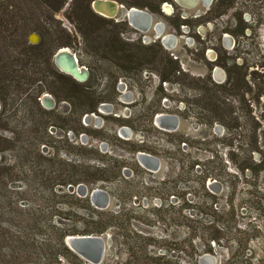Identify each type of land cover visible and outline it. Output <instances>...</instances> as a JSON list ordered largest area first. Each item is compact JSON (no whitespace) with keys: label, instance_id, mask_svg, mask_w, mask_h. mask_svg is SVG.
I'll use <instances>...</instances> for the list:
<instances>
[{"label":"trees","instance_id":"obj_1","mask_svg":"<svg viewBox=\"0 0 264 264\" xmlns=\"http://www.w3.org/2000/svg\"><path fill=\"white\" fill-rule=\"evenodd\" d=\"M92 2L93 0H72L65 11L66 18L76 28L85 51L90 56L98 53L103 46L112 54L120 56L126 66L114 69L94 60L90 76L92 79L88 84H82L60 72L53 62L57 49L74 47L71 34L61 26V21L55 19L68 2L0 0V264H62L63 261L69 264H87L66 245V238L75 235H102L111 229L119 232L125 254L124 259L116 264H166L173 252H187L188 249L185 250L184 246H191L189 256L198 264V257L202 254L214 256L211 242L220 245V241L227 238V232L232 231L229 224L223 231L214 229L202 237L207 248L203 253L197 252L192 241L181 244L178 240H169V236L156 238L140 233L131 227V221L137 220L149 226L181 225L182 212L187 209V205L191 206L184 199L186 193H181L171 179L159 181L155 186L126 180L122 176V169L128 164L125 159L114 158L112 164L104 163L100 166L99 159L95 157L83 159L77 153H72V150H78L76 146L61 149L51 143L54 139V135L49 131L51 126L65 133L73 131L78 137L81 133L78 126L84 130L81 126L82 116L97 112L101 103L113 101L112 96H103L94 89L95 76L104 78L114 73L116 79L113 88L122 74L135 70L141 77L139 50L151 52L156 49L124 42L120 34L128 30V23H113L99 17L93 10ZM123 3L128 7L159 11L158 0H123ZM236 3L237 0H217L206 16L208 21H215L227 15L235 8ZM173 19L175 18H168L178 29L181 23H187L179 18ZM33 32L41 37L38 44H31L28 40V34ZM156 46L168 56L167 59L158 53L144 54L153 64L151 72H155L161 79L159 91L163 93L162 97H165L168 94L162 84L178 83L183 72L177 60L167 55L160 44ZM129 47H136L138 50L131 51ZM222 52L219 51L217 64L226 70L227 80L224 84H217L209 75L207 80L199 81L200 93L196 103L198 120L208 127H213L218 122L225 124L228 118H235L237 128L241 127L242 121L247 123L245 135L248 139L249 155L243 159L231 156L227 163L222 165L218 156L210 152V158L204 161L196 158L194 152H209L198 146L199 143L207 142L190 140L180 134L165 135L175 137L169 141L172 151L168 150L166 154L174 156L169 157L178 164L180 176L185 179H200L199 188L193 189V192L199 195L203 191L205 198L211 199L212 206L219 207L220 202L224 201L221 209L213 208V211L224 219L235 218L237 209L247 204L246 194L258 190L260 177H264V151L259 148L257 137L261 125L253 116L250 103L245 99V92H251L252 89L246 81V73L241 71L244 68L230 66L227 59L223 60ZM46 93L54 97L57 108L47 110L42 106L40 99ZM65 101L72 107L70 117H65L59 111L60 105ZM236 104L244 105L245 117L236 115ZM158 107L162 109L161 98L158 100ZM148 113L152 119V107L148 109ZM262 116L264 118V114ZM122 122L123 125L129 123L126 120ZM117 140L128 145L129 148H119L130 154L137 151L152 154L156 152V147L153 146L131 144L120 138ZM44 146L52 147V151L45 154ZM185 147H188V150H185ZM80 149L91 155H101L95 147L82 146ZM255 151L260 154L261 161L254 159L252 153ZM62 153L74 155L77 160L65 159ZM87 159H91L94 164L89 163ZM247 171L251 172L250 177H247ZM208 180L219 182L225 197L223 194L213 193L207 186ZM100 182L119 186L124 183L130 185L127 192L131 203L137 192L138 198L144 195L150 200L160 198L161 205L144 208L139 204L138 209L143 211L140 216L132 214L135 209L128 210L127 213L124 209L116 214L98 210L89 198H81L67 191L69 185L77 186L83 183L94 186ZM174 194H182L184 204L174 205L170 198ZM32 198L39 204L27 205L26 202ZM69 201L82 202L87 207L73 209ZM77 221L82 224L79 228ZM188 236L192 240L196 239L190 232ZM236 242L239 255L244 257L247 242L242 239H237ZM160 250L166 253L159 255L157 252ZM226 264L239 263L229 257Z\"/></svg>","mask_w":264,"mask_h":264},{"label":"rangeland","instance_id":"obj_2","mask_svg":"<svg viewBox=\"0 0 264 264\" xmlns=\"http://www.w3.org/2000/svg\"><path fill=\"white\" fill-rule=\"evenodd\" d=\"M66 1L68 2L67 5L55 16V19L61 21V26L71 34L74 47L69 48H72L73 53L77 56L79 65L88 69L92 74L91 69H93L94 60H97L100 64L106 65L122 62L120 56L112 54L107 51V49H104L103 46H101L98 53L93 56H90L85 51L81 36L77 33L74 25L65 16V11L72 0ZM119 3L120 5L124 4L123 0H119ZM173 8L175 15L179 12L181 15V13L183 14L186 11L175 3L173 4ZM199 8L204 11L201 6H199ZM93 10L97 13L96 9L93 8ZM187 13L190 19L189 27L182 26L180 31H177L172 24L170 25V20L167 19L171 14L170 11L167 10L166 14L161 11L160 15L158 14L156 16L158 20L165 23L166 34L171 33L177 36L178 43L176 47L170 51V55L178 57L180 64L184 68V73L180 77L181 80H179L177 84L174 83L165 86V91H167L171 97L163 99L162 102V106L170 109L168 114L177 115L180 118V128L175 134L184 135L190 140L207 142V144L199 143L198 146L204 147L209 152H194V156L200 160L205 161L206 159H209L210 152H213L218 156V160L222 162L223 165L227 163V160L231 156L236 157V159H243L249 155L247 151L248 139L245 135V131L248 128L247 123L242 121L241 127L237 128L235 118L234 120L228 118L225 120V124L218 122L221 127V131L218 132L214 130L215 126L208 128L205 125H202L198 120L199 116L196 103L199 97L198 94L200 93L198 85L201 84L198 80L205 79L209 75V66L207 65V62L214 61L217 55L215 49L222 47V49L226 51V54H223V59H227L230 66L236 65L244 68L241 71L246 73V81L252 89L251 92H245V99L250 103L249 105L253 110L252 114L255 116L256 121L261 125V127L258 128L257 137L259 148L264 151V118L262 116V114H264V0H237L235 8L227 15L210 22H208V17L196 21V19H194V10H187ZM103 15L108 16L106 14ZM99 17L112 21L113 23H118L117 21H119V18L117 17L114 19H112V16H110L111 18H105L104 16L102 17V15ZM33 34L38 35L39 38L37 39L33 36L34 40L32 37L31 41L30 38ZM120 36L124 42L136 46H144L145 44L154 41L153 35H149L150 37L145 40L144 44L143 35L133 29L130 25H128V30L122 32ZM140 39L142 43L139 42ZM28 40L31 44H38L41 37L38 33L33 32L28 34ZM204 48L207 50H205L203 56L202 53ZM129 49L134 51L137 48L129 47ZM59 50L60 49H57L56 53ZM139 51H141L140 56L138 55L139 60L141 61L140 63L152 67L150 66L148 56L144 54V52L149 51ZM160 56L165 58L166 55L160 54ZM220 68L222 69L221 73L224 74V69L222 67ZM108 75L109 76L104 78L101 76H95L93 87L97 93L99 92L103 96L107 95L109 98L112 96L113 101L107 102L112 105V114L104 120L101 118L90 119L89 123H87L88 126H85L82 122L81 126L87 128V131L83 133L88 135L87 139L90 143L96 144V142L102 141L107 143L110 146V149L114 150L112 156L107 154L108 156L106 157L105 154L101 153L97 148V144L94 146L101 153L100 156L91 155L88 152H85V150L80 149L82 147V142L80 144V140H76V134L69 137V135L62 130H59L57 134L55 132L56 130H52V133L56 134L51 141L52 145L61 149H68L70 146H76L78 150H72V153H77L83 159L86 157H95L99 159V161H97L100 166L104 163L112 164L114 158H124L127 162L132 163V155L122 150V148H119L122 146L128 147V145H124L117 140L120 138L118 131L120 126L123 125L122 120L130 121L128 123L129 126L133 125L141 130L145 129V132H138V136L141 138L140 141H143V139L146 138L145 136H147L146 134H148L150 140L159 145L163 157H161V170L154 176H150V174L143 175L140 181L144 184L148 183L155 186L161 179H171L178 186L181 193H186L184 199L187 203L191 204V206L187 205V209L182 212V224L179 226H149L136 220L131 221V227L140 233L151 237L165 238V236H169V240H178L181 244L183 242L189 243V241H192V245L195 246L197 252L203 253L207 248L202 237L211 233L214 229H222L223 231L229 224L232 227V231L227 232V238L220 241L219 244L221 246L211 242L215 253L212 257L216 260V263L226 264L229 257H231V259L234 258L239 264H264V177H260L261 179L258 182V190H256V192L246 194L247 204H244L243 206L241 205V207L237 209L235 218H224L228 221L225 222L219 214H216L213 211V208L221 209L224 205V201L220 202L218 205L219 207H215V205L212 206L211 199L208 200L205 198V193L203 191H201L199 195L195 194L193 189L199 188L201 180L196 177H191L190 179L181 177V170L179 169L178 164L174 159L170 158L174 156L169 154V157L166 154V151H172L169 141L174 140L175 137L159 134L153 130L150 131L151 126L149 123L151 116H149L148 109L150 107H155L157 104L155 102L157 98L156 93L160 92L158 88L160 84L158 76L151 73L146 68L142 70L141 77L135 70L130 71L125 74L126 76H124V78H119L115 88H113L116 76L114 73ZM121 84L123 85L121 86ZM241 104L235 105L236 109L234 112H236L237 116L245 117L244 115L246 114V111L243 108L244 105L242 106ZM59 111L65 117H70L72 107L65 101L60 105ZM101 128H104V130H100ZM78 129L82 132V129L79 126ZM147 130L149 132H147ZM133 132L135 133V131ZM101 136L105 137L104 140H100V138H102ZM87 147L90 148V146ZM185 150H188V147H185ZM49 151H52V147H46L44 153L47 154ZM62 155L65 159L77 160L74 155L68 153H62ZM252 155L256 161H261L260 154L257 151L253 152ZM87 160L89 163L94 164L91 159ZM198 171L200 172L201 170L198 169ZM250 176L251 172H248L247 177ZM125 178L130 179L131 173L130 176L125 175ZM104 187H107L112 196L109 210L116 214L124 209H126L125 213H127L128 210L135 209L132 214L140 216L143 214V211L137 207L140 203H142L144 207L156 204L157 206H160L161 203L160 201L155 202V200H150L146 197H142L139 201H135L136 197H133L134 200L131 203L127 192L130 185L126 183L122 186H119L118 184H108ZM208 188L211 191L213 190L209 186ZM213 192L218 195L223 194L222 196L225 197V193H222V191L216 192L213 190ZM181 195L174 194L170 197L171 202L174 205L179 203L181 205L184 204ZM145 202H147V205ZM26 203L27 205L39 204L35 198L30 199V201H27ZM69 203H71L73 209L87 207L86 204L82 202L78 203L77 201H69ZM196 203L200 204L196 205ZM89 212L91 213L90 210ZM77 223L79 224L77 226L78 228L82 226L80 221H77ZM189 232L192 237L196 238L193 239L194 241L188 236ZM106 234L111 235L112 246L109 248L110 255L106 257L105 262L106 264H116L125 257L121 246V239L119 238V232L116 229H111ZM229 238L234 240H230ZM237 239H242L248 244L244 257H241L239 255L240 253H238L239 246L236 244ZM183 248L185 250L188 249L187 252L184 250L181 253L173 252L168 257V264H195L190 257L191 246H184ZM183 248L181 247V249ZM157 253L161 255L166 252L160 250ZM62 264L69 263L63 261Z\"/></svg>","mask_w":264,"mask_h":264},{"label":"flooded vegetation","instance_id":"obj_3","mask_svg":"<svg viewBox=\"0 0 264 264\" xmlns=\"http://www.w3.org/2000/svg\"><path fill=\"white\" fill-rule=\"evenodd\" d=\"M112 1H115V2H118V4L120 5V3H119V0H112ZM217 0H212V4H211V6L209 7V8H206L205 6H204V3H203V1H200L199 3H198V5L196 6V7H192V8H186V7H184L181 3H179L178 2V0H158V6H159V11L158 12H152L151 10H149L148 8H144L143 10H146L147 12H149V13H151L153 16H154V18H155V20H154V24H153V26H152V28L149 30V31H147V32H144V31H141V30H138V29H135V28H133V29H135L136 31H138L139 33H141L142 35H143V42H144V44H145V40L146 39H148L150 36L149 35H153V39H154V41L152 42V43H149V44H145L144 45V47H155L156 49H154V50H152L150 53H158V55H160V54H163V52H160L159 51V47L158 46H156L157 44H160V46L162 47V49L167 53V55H169L170 57H172L174 60H177L178 61V65H179V67H180V69L182 70V72L184 73V68L182 67V65L180 64V62H179V58L178 57H176L175 55H170V51H172L173 50V48H175L176 47V45H177V43H178V38H177V36H175L174 34H171V33H165V30H166V25H165V23L164 22H162V21H160V20H158L157 19V15L159 14L160 15V13H161V11L164 13V14H166V12H167V10L168 11H170L171 12V16L169 15V17H175L176 19L177 18H179V19H181V20H185V21H187V23H181L180 24V26H179V29L177 28V27H174L177 31H180V29H181V27L182 26H186V27H189L188 25H189V23H190V19H189V16H188V13H187V10H194V12H195V17H194V19H196V21H199L200 19H203V18H206V16H207V14H208V12L212 9V7H213V5L215 4V2H216ZM176 4V5H178V6H180L181 8H183L184 10H186L183 14L181 13V15H180V12L177 14V15H175V11H174V8H173V4ZM122 5H124V4H122ZM126 6V5H125ZM199 6H201L202 7V9H204V11H202L201 10V8H199ZM128 8V7H127ZM136 8H138V7H136ZM139 9H141V8H139ZM98 10L101 12V14L103 13V14H106V15H108V16H114V18H120L121 16H122V10H121V5H120V7L118 8V11H117V13H115L113 10H112V8L109 6V4H107V3H102V4H99V7H98ZM98 14V13H97ZM101 16V15H100ZM119 16V17H118ZM182 16V17H181ZM103 17V16H102ZM169 17H167V19L169 18ZM106 18V17H105ZM114 18H112V19H114ZM118 23H121V22H127L128 23V25H130L129 24V22L126 20V19H124V20H119V21H117ZM208 22H210V21H208ZM157 23L158 24H162V26H163V31H162V33L160 34V31L158 30V29H156V25H157ZM170 25H171V23H170ZM132 27V26H131ZM153 29V30H152ZM152 30V31H151ZM152 32V33H151ZM166 36H168V37H173L174 39H175V43H174V45L172 46V47H168L167 45H165V43L163 42V40H162V38L163 37H166ZM139 42H141V39L139 40ZM142 43V42H141ZM141 47V46H140ZM205 50H207L206 48H204L203 49V56H204V52H205ZM216 50V58H215V60L214 61H211V62H207V65L209 66V75L211 76V78H212V80L215 82V83H217V84H224L225 82H226V80H227V73H226V70L222 67V66H220V67H222L223 69H224V74H222L221 72H222V69L220 68V67H218L219 65L217 64V61H218V58H219V51L221 50V52L222 51H224L223 49H222V47L221 48H217V49H215ZM164 52V53H165ZM169 52V53H168ZM223 54H226V51H224V52H222V58H223ZM166 55V54H165ZM55 56V55H54ZM76 56V55H75ZM167 57L168 56H166L164 59H167ZM76 58H77V56H76ZM223 60H225V58L223 59ZM77 61H78V59H77ZM53 62H54V64H55V61H54V58H53ZM79 63V62H78ZM79 65V64H78ZM153 64H151L150 63V66H152ZM55 66H56V64H55ZM119 66H126V64L124 63V62H120V63H118V64H111V65H109V67H112V68H116V69H118L119 68ZM57 67V66H56ZM58 68V67H57ZM79 68L81 69V66L79 65ZM83 68H85V67H83ZM141 68H142V70L143 69H148V71H150L151 72V69H153V66L152 67H149L148 65H142L141 64ZM59 69V68H58ZM86 69V68H85ZM60 70V69H59ZM87 70V72H88V76H87V78L84 80V81H81V80H78V79H76V78H74L72 75H70V74H67V73H64V72H62V73H64V74H66V75H69V76H71L73 79H75L76 81H78L79 83H82V84H86L89 80H90V76H91V72L88 70V69H86ZM61 71V70H60ZM151 73H153V74H156L155 72H151ZM216 74H217V76L218 77H216ZM157 75V74H156ZM208 75V76H209ZM222 75H223V79L222 80H220L219 78H221L222 77ZM124 76H126L125 74H122V76L121 77H119V78H124ZM158 76V75H157ZM208 76L205 78V79H200V80H198V81H204V80H207V78H208ZM118 78V79H119ZM158 78H159V82H160V84H161V79H160V77L158 76ZM148 80V79H147ZM159 84V85H160ZM169 84H171V83H163L162 85H163V87L165 88V86L166 85H169ZM174 84V83H173ZM175 84H177V82L175 83ZM123 84H121V86H122ZM120 86V85H119ZM118 86V87H119ZM159 88V87H158ZM166 93L168 94V92L166 91ZM162 92H157L156 93V96H157V98H156V100H155V102L157 103L156 105H155V107H152V112H153V114H152V119L150 120V123H149V125L151 126V130L150 131H155V132H157V133H159V134H175V133H177L178 131H179V128H180V118H179V116H177V115H170V114H168V111L170 112V109L169 108H166L165 106H162V102H163V99H166V98H169V97H171V95H167V96H165V97H162ZM50 95V94H49ZM51 97H52V99H53V102H52V104H51V107H46L45 106V104H44V95L41 97V99H40V101H41V104H42V106L45 108V109H47V110H53V109H55V108H57V102H56V100L54 99V97L51 95ZM159 98H161V106H162V109L161 108H159L158 107V100H159ZM103 105H109L110 106V110H105V111H103L101 108H102V106ZM151 108V107H150ZM111 111H112V105L111 104H108L107 102H104V103H101L99 106H98V108H97V112H92V113H87V114H84L83 116H82V119H81V123L83 122L84 123V125L85 126H88L87 125V123H89V121H90V119H93V118H95V119H98V118H101V119H107V117L108 116H110L112 113H111ZM151 113V112H150ZM161 115H166V116H174V117H177L178 119H179V126L175 129V130H170V131H167L166 129H164L160 124H158L157 123V120H158V118L161 116ZM130 122V121H129ZM90 125V124H89ZM84 126V130H82V132L80 133V135L76 138V140L78 141V140H80L79 141V143L81 144V142H82V144H81V146H84V147H87V146H90V147H95L94 145H98L97 146V148L100 150V152L101 153H103V154H109V155H111L112 156V154L114 153V150H112V149H110V146L107 144V143H105V142H96V144L95 143H90L89 142V140L87 139V137H88V135L86 134V133H83V132H86L87 131V128ZM123 126H128V127H123ZM213 126H215L214 127V130L215 131H221V127H220V125L218 124V123H215ZM133 125H131V126H129L128 124H125V125H122V126H120V128H119V131H118V134H119V136H120V138H121V140L122 141H127V142H129V143H131V144H137V143H139V144H145V146H153V147H156V152L154 153V154H152V153H148V152H146V151H137L136 153H128V154H130V155H132V163H129L128 162V164H127V166L125 167V168H123L122 169V176L125 178V175H129L130 176V173H131V178L130 179H127V178H125L126 180H129V181H132V182H142V181H140L141 180V178L143 177V175H145V174H147V175H149L150 174V176H154V175H156L160 170H161V166H162V161H161V157H163L162 156V153H161V149L159 148V145H157L156 143H154V142H152L151 140H150V138H149V135L148 134H146L147 136H145L146 138H144L143 139V141H140V137L138 136V132H145L146 130L145 129H142V130H139V131H136L135 129L137 128V127H134ZM206 127H208V126H206ZM124 128H126V129H129L130 131H131V135L129 136V137H125L124 135H122L121 134V130L122 129H124ZM209 128V127H208ZM52 130H56L55 132H56V134L58 133V131L60 130V129H57L55 126H51L50 127V129H49V131H50V133L52 134V135H56L55 133L53 134L52 132ZM100 130H104V128H101ZM133 131H135V133L133 132ZM147 132H149L148 130H147ZM146 132V133H147ZM102 133V132H101ZM67 134L69 135V137L71 136H73V135H75V133L73 132V131H68L67 132ZM102 138H100V140L102 139V140H104V136H101ZM103 145H106V150H103ZM45 148H46V146H45ZM45 148H44V150H45ZM49 148V147H48ZM96 148V147H95ZM126 152V151H125ZM139 153H145V154H149V155H151V156H154V157H156L157 159H159L160 160V164L158 165V166H155V167H147L146 165H144V164H142L140 161H139V159H138V155H139ZM122 159H124V158H122ZM142 172H144V173H142ZM146 172V173H145ZM163 180H166V179H161V180H159V181H163ZM156 181V180H155ZM158 181V182H159ZM211 182H216V181H212V180H209L208 181V186L210 187V183ZM81 185H84V186H86L88 189H89V191H92V190H94V189H101V190H104L105 192H107L109 195H110V197H111V202H112V196H111V192L110 191H108V189H107V187L105 188L104 186L105 185H108V183H104V182H100L99 184H97V185H94V186H88V185H86V184H83V183H81V184H79V185H77V186H74V185H69L68 186V189H67V191L70 193V194H76L78 197H80L79 196V193H78V188L81 186ZM72 188L74 189V191H72ZM216 189L218 190L217 192H220V191H222L221 189V187H220V185L217 183V187H216ZM212 192H213V190H212ZM137 192H135V196L134 197H136V199H135V201H139V199H141V198H138V194H136ZM213 193H215V192H213ZM144 197H147L146 195H144ZM81 198H89L90 199V201H91V198H90V196L88 195L87 197H81ZM148 199V198H147ZM133 200H134V198H133ZM153 200H155V202L156 201H160L161 202V200H160V198H155V199H153ZM134 201V202H135ZM147 201V200H146ZM91 203H92V201H91ZM141 205H143L142 203H140ZM145 204L147 205V202H145ZM92 205H93V203H92ZM111 205V204H110ZM160 205H161V203H160ZM96 209H98L95 205H93ZM139 206V205H138ZM154 206H157V204L156 205H154ZM144 207V206H143ZM148 207H150V206H147V207H144V208H148ZM157 207H159V206H157ZM109 208H110V206L107 208V209H105V210H101V209H98V210H101V211H110L109 210ZM98 236H100V235H98ZM161 255H164V254H161ZM200 258V257H199ZM85 261V260H84ZM86 262V261H85ZM87 264H89L88 262H86ZM198 264H199V259H198Z\"/></svg>","mask_w":264,"mask_h":264},{"label":"water","instance_id":"obj_4","mask_svg":"<svg viewBox=\"0 0 264 264\" xmlns=\"http://www.w3.org/2000/svg\"><path fill=\"white\" fill-rule=\"evenodd\" d=\"M200 1H203L204 6L206 8H209L212 4V0H179L178 2L181 3L186 8H192L196 7ZM106 2L107 4H111L113 7L118 4L117 2H114L112 0H94L92 7L96 9L97 13L107 17L98 12L97 8L99 6V3ZM117 7V6H116ZM122 10L124 15L119 18V20L126 19L130 26H132L135 29L147 32L149 31L153 24H154V16L147 12L146 10L139 9L136 7L127 8L126 6H123L121 4ZM114 18V17H113ZM156 29L160 31V34L163 31L162 24L156 25ZM36 35V34H35ZM38 36V35H37ZM39 37V36H38ZM31 40V38H30ZM165 45L168 47H172L175 43V39L173 37H163L162 38ZM77 43V42H76ZM36 44V43H33ZM70 59L69 62H71V67H68L66 65L64 60ZM54 61L56 66L64 73L72 75L74 78L84 81L87 76L88 72L85 68L81 67L83 74L78 71L77 65L79 64L77 61V58L75 54L72 51V48H62L60 49L54 56ZM216 77L217 74H216ZM220 80L223 79V75ZM53 102V99L51 95L45 94L44 95V104L46 106L51 107V104ZM1 103H0V110H1ZM103 111L110 110L109 105H103L101 108ZM157 123L160 124L164 129L167 131L175 130L179 126V119L174 116H166L161 115ZM121 134L125 137H129L131 135V131L129 129H122ZM103 150H106V145H103ZM139 161L146 165L147 167H155L160 164V160L157 159L154 156H151L149 154L145 153H139L138 155ZM216 184V185H215ZM210 187L214 191H218L216 189L217 182H211ZM72 191L74 189L72 188ZM78 193L80 197H87L88 195L91 198V201L93 205H95L98 209L105 210L107 209L111 204V197L110 195L101 189H94L92 191H89V189L81 185L78 188ZM66 245L80 258L88 262L89 264H106L105 259L108 255H110L109 248L112 246V237L110 234H102L100 236L98 235H75V236H68L65 240ZM199 264H217L216 260L211 255H203L199 258Z\"/></svg>","mask_w":264,"mask_h":264},{"label":"bare ground","instance_id":"obj_5","mask_svg":"<svg viewBox=\"0 0 264 264\" xmlns=\"http://www.w3.org/2000/svg\"><path fill=\"white\" fill-rule=\"evenodd\" d=\"M179 1V0H178ZM115 2V1H114ZM102 3H106V2H101V3H99V4H102ZM118 3V2H117ZM109 6L112 8V10L115 12V13H117V11H118V8L120 7V5L119 4H116V6L115 7H113L111 4H109ZM124 6V5H123ZM99 7V6H98ZM129 9V8H128ZM97 10H98V8H97ZM121 10H122V7H121ZM98 12H100L99 10H98ZM101 13V12H100ZM124 13L125 12H123V10H122V16L124 15ZM121 16V17H122ZM108 17H110V16H108ZM114 17V16H113ZM112 17V18H113ZM35 37V38H39L37 35H35V34H33L32 36H31V41H32V37ZM34 37H33V40H34ZM65 61V63H66V65H68V67H71V62H69L70 61V59H68V62H67V60H64ZM77 67H78V71L80 72V73H84V72H82V70L79 68V65H77Z\"/></svg>","mask_w":264,"mask_h":264}]
</instances>
